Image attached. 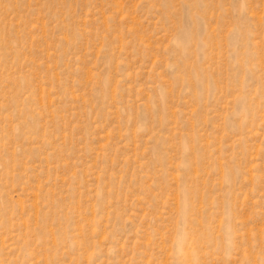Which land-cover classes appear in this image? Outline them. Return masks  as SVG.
Here are the masks:
<instances>
[{
    "label": "rangeland",
    "instance_id": "rangeland-1",
    "mask_svg": "<svg viewBox=\"0 0 264 264\" xmlns=\"http://www.w3.org/2000/svg\"><path fill=\"white\" fill-rule=\"evenodd\" d=\"M0 264H264V0H0Z\"/></svg>",
    "mask_w": 264,
    "mask_h": 264
}]
</instances>
